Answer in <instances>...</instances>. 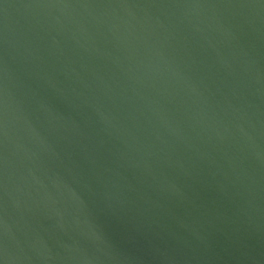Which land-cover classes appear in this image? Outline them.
I'll use <instances>...</instances> for the list:
<instances>
[{
    "label": "water",
    "instance_id": "obj_1",
    "mask_svg": "<svg viewBox=\"0 0 264 264\" xmlns=\"http://www.w3.org/2000/svg\"><path fill=\"white\" fill-rule=\"evenodd\" d=\"M0 264H264V0H0Z\"/></svg>",
    "mask_w": 264,
    "mask_h": 264
}]
</instances>
